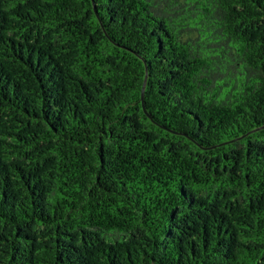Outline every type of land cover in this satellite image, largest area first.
Here are the masks:
<instances>
[{"label":"trees","instance_id":"1","mask_svg":"<svg viewBox=\"0 0 264 264\" xmlns=\"http://www.w3.org/2000/svg\"><path fill=\"white\" fill-rule=\"evenodd\" d=\"M0 264H264V0H0Z\"/></svg>","mask_w":264,"mask_h":264},{"label":"water","instance_id":"2","mask_svg":"<svg viewBox=\"0 0 264 264\" xmlns=\"http://www.w3.org/2000/svg\"><path fill=\"white\" fill-rule=\"evenodd\" d=\"M144 87H145V78H144V82H143V86H142V90H141V102H142V108H143L144 113L147 115L148 118L151 119V116L146 111L145 106H144V103H143V91H144ZM255 130H257V129H255ZM255 130H253V131H255Z\"/></svg>","mask_w":264,"mask_h":264}]
</instances>
